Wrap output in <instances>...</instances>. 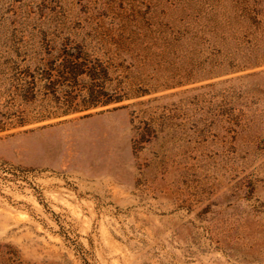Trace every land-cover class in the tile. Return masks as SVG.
Wrapping results in <instances>:
<instances>
[{"label":"rangeland","instance_id":"obj_1","mask_svg":"<svg viewBox=\"0 0 264 264\" xmlns=\"http://www.w3.org/2000/svg\"><path fill=\"white\" fill-rule=\"evenodd\" d=\"M0 264H264V0H0Z\"/></svg>","mask_w":264,"mask_h":264},{"label":"trees","instance_id":"obj_2","mask_svg":"<svg viewBox=\"0 0 264 264\" xmlns=\"http://www.w3.org/2000/svg\"><path fill=\"white\" fill-rule=\"evenodd\" d=\"M70 56H64L62 59V63L58 65V67H52V66H46V70L38 72L40 75L39 81H44L43 83H37L36 81H24L21 85V99L23 103L31 104L35 98L37 97V94L44 91L43 93L48 94V91L52 86L58 81V79H68V78H77L80 74H82L84 71H77L76 66H71V59H69ZM31 77H35V74L30 75ZM66 86L61 87L60 92L64 93V102H62L59 107H56L57 111L60 114H67L69 112L74 111H81L86 110L89 108V106L86 107H78L74 106L73 100L75 99L74 96L71 95V92L64 89ZM45 89V90H44ZM89 96L93 97V94L100 95V92L95 91L91 87L88 89ZM47 91V92H46ZM102 95V94H101ZM121 100V97L117 98H108L100 101V104L102 106L108 105L113 102H119Z\"/></svg>","mask_w":264,"mask_h":264}]
</instances>
